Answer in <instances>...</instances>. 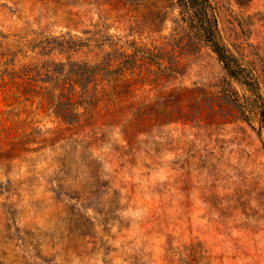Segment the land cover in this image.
<instances>
[{
  "label": "rangeland",
  "instance_id": "obj_1",
  "mask_svg": "<svg viewBox=\"0 0 264 264\" xmlns=\"http://www.w3.org/2000/svg\"><path fill=\"white\" fill-rule=\"evenodd\" d=\"M209 12L233 76L176 0H0L1 53L24 39L21 57L46 64L62 51L43 37L70 33L134 54L139 119L131 164L120 124L92 146L121 184L102 161L84 196L51 171L23 187L0 170V264H264V0H209ZM34 106L42 134L61 126Z\"/></svg>",
  "mask_w": 264,
  "mask_h": 264
},
{
  "label": "trees",
  "instance_id": "obj_2",
  "mask_svg": "<svg viewBox=\"0 0 264 264\" xmlns=\"http://www.w3.org/2000/svg\"><path fill=\"white\" fill-rule=\"evenodd\" d=\"M176 3L187 14V26L233 76L231 54L216 33L209 0H176ZM43 38L45 43H53L62 51L52 55L51 46L46 64H41L34 54L21 57L27 45L24 39L12 45V48L20 45L15 51L0 52V91L7 92V102L10 101L6 105L7 115L0 122V170L7 173L13 170L10 179L18 183L24 177L26 181V176L51 171L58 174L57 187L84 196L99 183L103 173L98 163L102 161L112 172V179L121 184V177L113 170L114 157L106 159L105 153L96 154L92 146L103 141L109 128L120 124L117 134L127 151H116L119 157H128L126 162L131 164L139 120L133 94L134 54H125L116 45L112 54H107L99 45L90 47L88 41L87 45H80L78 41L82 39L70 33ZM81 46L84 51L79 49ZM28 47L31 48L29 42ZM16 55L21 58L15 59ZM32 98L38 100L37 106ZM24 103L29 104V109ZM14 105L18 106V113L13 111ZM33 106L36 110L48 108L61 126L42 134L34 121L37 113L31 111ZM144 112L142 121L148 126L147 111ZM46 150L50 152L49 158L43 159ZM50 154L54 156L51 158Z\"/></svg>",
  "mask_w": 264,
  "mask_h": 264
}]
</instances>
